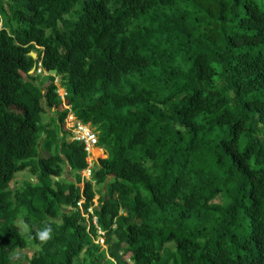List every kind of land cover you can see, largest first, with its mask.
<instances>
[{"label":"trees","instance_id":"obj_1","mask_svg":"<svg viewBox=\"0 0 264 264\" xmlns=\"http://www.w3.org/2000/svg\"><path fill=\"white\" fill-rule=\"evenodd\" d=\"M0 24V264H264V0H0ZM69 114L106 150L83 187Z\"/></svg>","mask_w":264,"mask_h":264},{"label":"built area","instance_id":"obj_2","mask_svg":"<svg viewBox=\"0 0 264 264\" xmlns=\"http://www.w3.org/2000/svg\"><path fill=\"white\" fill-rule=\"evenodd\" d=\"M40 73V70L38 71ZM42 74V73H41ZM45 75V74H44ZM65 129L70 134L71 142L82 143L83 150L86 154L87 167L81 173L82 183L88 182L91 179L92 169H93V159L91 156L93 152L97 149L99 145L98 134L89 126L81 124L79 121L69 114L65 120ZM83 202L78 204V207L81 209ZM93 208L88 210V213L92 214ZM87 218V216H83ZM93 223L96 224V220H93ZM102 234V233H101ZM99 243L102 245L103 240L100 239Z\"/></svg>","mask_w":264,"mask_h":264},{"label":"rangeland","instance_id":"obj_3","mask_svg":"<svg viewBox=\"0 0 264 264\" xmlns=\"http://www.w3.org/2000/svg\"><path fill=\"white\" fill-rule=\"evenodd\" d=\"M3 3L6 1V0H1ZM4 25L0 24V28H2ZM59 94L62 96L63 95V91L62 90H59ZM104 147H102L103 149ZM105 149V148H104ZM103 149V150H104ZM101 150V149H100ZM99 151V150H97ZM106 152V150H104V153ZM102 153V152H101ZM42 157L43 158H47L48 157V154L46 152H42ZM97 155V154H96ZM95 155V151L93 152V155L91 156V158L93 159L94 163L96 162V160L98 159H101L102 155L101 156H96ZM103 158V157H102ZM93 163V164H94ZM68 171V170H67ZM64 178H66L67 180H70V181H74L72 179V177L70 176V174L68 172H65V176H63ZM30 178V175L28 172H22V173H19L17 176H16V179L14 181V183H16V185H19L20 183L24 182L26 179H29ZM82 187H83V184H82ZM94 189H95V192H96V197L94 199V206L93 208H96V206L98 205V198L101 196V193L104 192V188L102 187H97V186H94ZM21 234L23 236H25L22 231H20ZM98 241V240H97ZM24 253H26L27 255H29V257H31L32 255V252L31 251H25ZM12 261H13V264H26V259H23V261H18V254H14L12 255L11 257Z\"/></svg>","mask_w":264,"mask_h":264},{"label":"clouds","instance_id":"obj_4","mask_svg":"<svg viewBox=\"0 0 264 264\" xmlns=\"http://www.w3.org/2000/svg\"><path fill=\"white\" fill-rule=\"evenodd\" d=\"M69 141H70V138H69ZM99 149H101L104 153V150L102 148H100L99 145L95 151H97ZM90 181H91V179H90ZM81 183H82V181H81ZM82 184H84V183H82ZM82 184H81V187H82ZM52 223H54V221L46 222L43 227L37 229L33 233L31 227L27 223H24L23 221H21V231L23 234L26 235L28 240L38 241L39 245L43 246V245L47 244L51 239H53Z\"/></svg>","mask_w":264,"mask_h":264},{"label":"water","instance_id":"obj_5","mask_svg":"<svg viewBox=\"0 0 264 264\" xmlns=\"http://www.w3.org/2000/svg\"><path fill=\"white\" fill-rule=\"evenodd\" d=\"M30 55H31V57H32L33 59H35V57H36L35 54L31 53ZM31 73H32V72H31ZM51 74H52V75H55L56 72H55V71H52Z\"/></svg>","mask_w":264,"mask_h":264},{"label":"crops","instance_id":"obj_6","mask_svg":"<svg viewBox=\"0 0 264 264\" xmlns=\"http://www.w3.org/2000/svg\"><path fill=\"white\" fill-rule=\"evenodd\" d=\"M100 150V149H99ZM102 151V150H101ZM103 155H104V153H103V151H102V157H103ZM97 161V160H96Z\"/></svg>","mask_w":264,"mask_h":264}]
</instances>
